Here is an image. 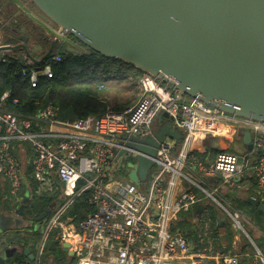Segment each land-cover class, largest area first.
<instances>
[{
  "label": "built area",
  "instance_id": "obj_1",
  "mask_svg": "<svg viewBox=\"0 0 264 264\" xmlns=\"http://www.w3.org/2000/svg\"><path fill=\"white\" fill-rule=\"evenodd\" d=\"M48 25L59 45L67 44L72 36ZM7 56L0 51L1 62ZM62 59L55 49L40 65L26 61L21 74L35 88L41 78L54 76L53 64ZM140 82L142 95L134 104L75 120L61 118L51 101L34 114L19 112L11 89L0 94V183H8L7 190L0 184V199L11 203L13 213L39 197L53 200L40 223L33 221L41 212L26 213V226L37 228L40 236L31 250L35 258L22 264H72L71 259L76 264H264V250L249 233L245 214L216 195L221 185L233 190L251 175L254 198L264 202V122L181 96L149 73ZM164 113L168 116L160 123ZM163 122H171L182 140L166 135L148 180L136 184L129 164L138 163L141 151L132 143L155 138ZM245 131L252 135V150L219 151L204 159L195 153L208 136ZM204 182L215 185L213 191ZM195 187L210 200L204 201ZM78 201L84 206L76 208ZM227 227L233 233L229 249L221 243ZM237 229L253 249L236 243ZM51 239L61 256L49 247ZM64 243H69L66 250Z\"/></svg>",
  "mask_w": 264,
  "mask_h": 264
},
{
  "label": "water",
  "instance_id": "obj_2",
  "mask_svg": "<svg viewBox=\"0 0 264 264\" xmlns=\"http://www.w3.org/2000/svg\"><path fill=\"white\" fill-rule=\"evenodd\" d=\"M30 1L62 33L101 56L152 74L181 96L198 97L223 112L264 122V0ZM28 41L25 35L0 39V51L17 57L24 67L29 59L40 65L58 48L60 38H53L39 58L32 55ZM67 50L80 54L71 45ZM163 116L168 113L160 116V123ZM166 135L182 140L171 122H163L155 138L134 139L132 145L141 154L137 164H129L131 181L148 180ZM219 138L205 143L206 138L203 144L220 150ZM242 141L252 150L250 131L243 133ZM249 200L264 212V202ZM25 208L21 205L14 213L0 208V236L28 224ZM49 212L50 208L41 212L33 224L42 222ZM235 233L240 236L239 229ZM68 247L64 243V250ZM23 249L30 259L35 258L30 247ZM16 252L17 247L3 251L0 264H8Z\"/></svg>",
  "mask_w": 264,
  "mask_h": 264
},
{
  "label": "trees",
  "instance_id": "obj_3",
  "mask_svg": "<svg viewBox=\"0 0 264 264\" xmlns=\"http://www.w3.org/2000/svg\"><path fill=\"white\" fill-rule=\"evenodd\" d=\"M56 51L61 54L63 59L53 64L54 76L41 78L39 85L35 88L31 87L26 77L21 74L24 66L17 57L7 56V61H0V94L6 89H11L13 97L19 100L17 111L34 114L46 102L51 101L59 109L61 118L75 120L92 114L100 115L108 110L120 111L132 105L129 101L119 102L116 100L111 106V101L107 95L110 86L106 80L109 78L116 80V86L118 83L119 85L124 83L122 87L127 89L132 85L136 86V78L143 75L142 71L128 65V69H125L120 66L124 65L121 61L105 58L94 51L92 54L69 52L66 44L59 45ZM27 69H30V66ZM200 150L202 149H196L195 153L204 159L206 152L202 153ZM249 198L250 196L245 200H239L237 209L254 218L264 228V213ZM52 201V198L39 197L28 204L26 213L28 215L38 214L46 210ZM81 206H84L83 202L78 201L76 208ZM179 225L184 230L190 229L186 222H180ZM232 238L229 236L225 238L229 243L228 249L231 248ZM35 244L31 245L26 240L24 247L28 246L33 251ZM56 246L57 244L53 243V248ZM245 248L247 249V247ZM26 259L29 257L23 249L16 253L14 263L22 264ZM249 259L252 261L253 257H249ZM242 264H245V261Z\"/></svg>",
  "mask_w": 264,
  "mask_h": 264
},
{
  "label": "rangeland",
  "instance_id": "obj_4",
  "mask_svg": "<svg viewBox=\"0 0 264 264\" xmlns=\"http://www.w3.org/2000/svg\"><path fill=\"white\" fill-rule=\"evenodd\" d=\"M0 6H1V10H2L4 17L10 16L11 14H14L16 12L25 11L29 15L34 16L35 19L39 17L43 21L45 20L49 23H52L45 15H43L39 11V9L30 0H0ZM24 23H26V22L24 21ZM27 23L28 24H25V25L31 26L30 22H27ZM1 32H3V30H1ZM53 35H54V33L50 34L51 38L53 37ZM38 36H39L38 32H36L35 33V39H38ZM67 43L69 45L75 46V48L79 49L80 54H92V50L90 48L83 45L81 42L76 40L74 37H71ZM120 66L125 68V69H128L127 65H125V64L120 65ZM130 79L133 80L132 78H130ZM140 79H141V77L136 78V82H135V80H133L135 82L136 86L132 85V86L128 87L127 89L122 87V85L124 83H120L122 85H119V83H118L116 86L115 85V83H117L116 80H113L111 78L107 79L106 83L110 86V89H109V92L107 93V95L109 97V100L111 101V103H110L111 106H113V104L116 102V100L119 102H128L129 101L130 104L135 103L140 98V96L142 95V86H141ZM212 139H213V136H208L205 143L210 142ZM219 140L221 142L220 144H222V146L220 145L221 148L225 149V151L235 152L238 154L242 153L243 148H242V144L240 142L235 141V140H233L232 142H229V141H226L225 139H222V138H219ZM195 147H196V145H195ZM196 175L203 178L202 172H198V173H196ZM241 183L242 184L237 185L233 190L230 188H227V186H225V185H221L218 193L216 194L217 197L220 200H223L226 204L229 203V205L237 208L239 200H245L247 197L252 195L250 193L251 187L249 186V189H248L246 182L245 183L241 182ZM203 186L206 189H208L209 191H213V187L215 185H211L207 182H204ZM195 190L201 194L202 199L204 201L208 202L210 200L208 195L204 191H202L200 188L195 187ZM60 200H62V198H60L58 201H60ZM6 206L7 207L0 204V208L11 212L12 211L11 209H13V208H11V203L6 202ZM184 215L185 214H183L182 216H184ZM244 216L248 220V222H246L247 229L249 230L250 234L253 237L255 235L256 238H254V239H255L256 244L261 249L264 250V233L262 234L261 231L257 229V227L260 229V227H262V226L259 225L256 222V220H254V218L250 217L249 215H244ZM27 222L28 221L26 219V223ZM255 229L257 230L256 232H254ZM19 231H21V232H19ZM253 232H254V234H253ZM227 234L229 237L232 238L233 233L229 227H227ZM39 236L40 235H39V231L37 228H28V227H26V224L20 228H15V229L9 230V231L5 232L2 236H0V252L3 249H9V248H13V247H17L18 251L21 252L23 250V247L25 246L26 240L29 241V243L32 245L33 243L35 244L36 240L39 239ZM245 239L248 242V246L246 244L244 246H247V249H253V245L249 242L248 238L245 237ZM221 243H226L227 245L229 244L226 240H222ZM49 247L51 248L52 251H54V254L56 256H61V252L53 249L52 239L49 241ZM34 251H35V247H34ZM15 257H16V254L11 256L8 264H13ZM71 263L76 264V260L71 259Z\"/></svg>",
  "mask_w": 264,
  "mask_h": 264
},
{
  "label": "crops",
  "instance_id": "obj_5",
  "mask_svg": "<svg viewBox=\"0 0 264 264\" xmlns=\"http://www.w3.org/2000/svg\"><path fill=\"white\" fill-rule=\"evenodd\" d=\"M24 21L26 23H24ZM27 22H30L31 26L25 25V24H28ZM48 23L49 22H47L45 20L43 21L39 17L35 19L34 16L29 15L25 11L16 12L14 14H11L10 16L4 17L3 13H2V10H1V6H0V33H1V40L2 41H6L8 38L14 37L15 35L18 36L20 34H21V36L22 35L28 36L29 37V41L27 42V44L30 47H32V50H33L32 51V55L35 58L41 57L49 49V47L51 45L52 39L50 37V34H52V31L50 30L51 27L48 25ZM23 29H25V32L22 31ZM1 30H3V32H1ZM36 32H38V35H39L38 39H35V33ZM67 45H69V44L67 43L66 46ZM242 135L230 136V137H225V138H222V139H225L226 141H229V142H232L233 140L240 142L242 144L243 151H245L247 148H246V146L244 145V143L242 141ZM220 145L222 146V144H220ZM220 145H219L220 150L211 149L208 146H205V148L197 147V149H199V148L202 149L200 151L202 153L206 152L205 153L206 155L214 156L219 151H225V149H222ZM244 181L246 182V185H250V187L252 188L251 189V194L252 195L250 197H255L253 195L254 194V189L253 188L255 187V184H256L255 179L250 175V176H247V178ZM0 184L3 185L2 187H4V190L8 189V183L6 181L3 182V183H0ZM0 204L4 205L6 207L5 202H3L1 199H0ZM257 229L260 230L262 234L264 233V228L260 227V229H259L257 227ZM256 231L257 230L255 229L254 232H256ZM254 232H253V234H254ZM253 238H256L255 235H254ZM232 241H233V238H232ZM246 242L247 241H246L245 237H242V236H239L238 240L236 241V243L238 245H245V244H247ZM33 252H35V251L33 250Z\"/></svg>",
  "mask_w": 264,
  "mask_h": 264
},
{
  "label": "flooded vegetation",
  "instance_id": "obj_6",
  "mask_svg": "<svg viewBox=\"0 0 264 264\" xmlns=\"http://www.w3.org/2000/svg\"><path fill=\"white\" fill-rule=\"evenodd\" d=\"M15 36H17V35H15ZM18 36H21V34L18 35ZM50 37H51V36H50ZM51 39H53V37H52ZM40 53H41V52H40ZM40 53H39V54H40ZM26 227H27V226H26ZM5 250H6V249H3V250L0 252V254H1L3 251H5ZM16 253H17V252H16ZM16 253H15V254H16ZM15 254H14V255H15ZM12 256H13V255H12Z\"/></svg>",
  "mask_w": 264,
  "mask_h": 264
}]
</instances>
